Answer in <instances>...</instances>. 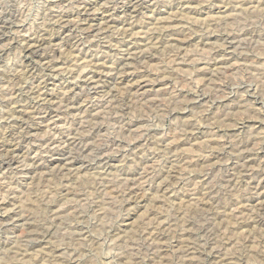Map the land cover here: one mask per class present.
Returning <instances> with one entry per match:
<instances>
[{
    "label": "rangeland",
    "instance_id": "1",
    "mask_svg": "<svg viewBox=\"0 0 264 264\" xmlns=\"http://www.w3.org/2000/svg\"><path fill=\"white\" fill-rule=\"evenodd\" d=\"M0 264H264V0H0Z\"/></svg>",
    "mask_w": 264,
    "mask_h": 264
},
{
    "label": "bare ground",
    "instance_id": "2",
    "mask_svg": "<svg viewBox=\"0 0 264 264\" xmlns=\"http://www.w3.org/2000/svg\"><path fill=\"white\" fill-rule=\"evenodd\" d=\"M125 1V0H124ZM143 1V0H142ZM107 3V2H106ZM130 5V4H129ZM131 11V10H130ZM134 11V10H133ZM91 12V11H90ZM74 21V20H73ZM228 41V40H227ZM47 66V65H46ZM15 146V145H14ZM142 199V198H141ZM136 201V200H135Z\"/></svg>",
    "mask_w": 264,
    "mask_h": 264
}]
</instances>
